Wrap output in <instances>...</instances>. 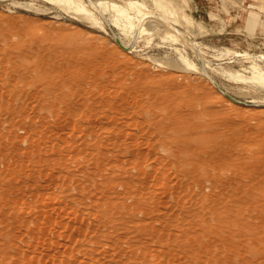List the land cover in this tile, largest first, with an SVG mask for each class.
Returning a JSON list of instances; mask_svg holds the SVG:
<instances>
[{
  "label": "rangeland",
  "instance_id": "obj_1",
  "mask_svg": "<svg viewBox=\"0 0 264 264\" xmlns=\"http://www.w3.org/2000/svg\"><path fill=\"white\" fill-rule=\"evenodd\" d=\"M0 264H264V0H0Z\"/></svg>",
  "mask_w": 264,
  "mask_h": 264
},
{
  "label": "bare ground",
  "instance_id": "obj_2",
  "mask_svg": "<svg viewBox=\"0 0 264 264\" xmlns=\"http://www.w3.org/2000/svg\"><path fill=\"white\" fill-rule=\"evenodd\" d=\"M90 4V3H89ZM94 4V3H93ZM96 4V3H95ZM90 5H92V4H90ZM97 5V4H96ZM95 7V6H94ZM97 8V7H96ZM95 8V9H96ZM99 10V9H98ZM81 15V14H80ZM41 29H33V31H31V32H29V33H27V34H25L24 36H25V40L27 41V42H31L33 39H35L38 35H39V33H41L42 31H40ZM191 43V42H190ZM184 110V109H183ZM192 112V111H191ZM190 111H188V113L186 114V116H184V114L183 113H181L180 111H171V113H170V115H169V117H168V120L169 121H171V122H173L174 124H178V122L180 121V120H185L186 118L188 119L189 117H191V116H196L194 113H191ZM193 144V143H192ZM220 174V173H219ZM54 198H55V196H54Z\"/></svg>",
  "mask_w": 264,
  "mask_h": 264
}]
</instances>
